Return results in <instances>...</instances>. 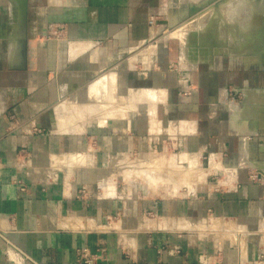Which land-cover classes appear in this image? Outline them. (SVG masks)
<instances>
[{"label": "crops", "instance_id": "crops-1", "mask_svg": "<svg viewBox=\"0 0 264 264\" xmlns=\"http://www.w3.org/2000/svg\"><path fill=\"white\" fill-rule=\"evenodd\" d=\"M174 4L0 0V264H264V71L158 49Z\"/></svg>", "mask_w": 264, "mask_h": 264}, {"label": "rangeland", "instance_id": "rangeland-1", "mask_svg": "<svg viewBox=\"0 0 264 264\" xmlns=\"http://www.w3.org/2000/svg\"><path fill=\"white\" fill-rule=\"evenodd\" d=\"M232 1L233 0H175V4H174L175 9L174 10H176L175 15L177 18H175V19H163V20H161V22L153 24L152 29L154 32L156 31V33H157L156 35L159 36L157 38L155 37L156 38L155 42H157L158 49H160V47H162V45H163L162 42H166L168 39H171V41L169 42L170 44L175 43L177 46H179V48L180 47L182 48V60H183V62L185 61V59L190 60L191 58L195 62H197L199 59L203 60V59L208 58V56L212 55L213 53L219 54L220 56L221 55L224 56L227 54L230 56H240L245 63H256L253 65V67H255L256 69H261L264 71V33L261 35V37L249 36L248 38L245 37V39H247V40L250 39L249 41H247L245 39H243L244 42L242 41V38H244V35L242 34V32L244 30H246L244 28V26H246L245 22L247 21V18H249L251 16L252 17L253 16H259V17L264 18V0H248V2H247V0L246 1L241 0L245 4L242 7V10H243L242 14H244V16L247 17V18L241 17L242 20L239 17V14H240L239 12H236V11L233 12L231 10V8L233 9L234 6L237 5V2L235 3L233 1L234 2L233 3ZM227 3H229V4H227ZM230 3L232 4V6ZM221 4H223V5L226 4V7H228V8L225 7V9H227V11L222 10L223 5H221ZM229 5H230V7H229ZM191 8L195 9V12H192ZM250 9H251V11H249ZM221 11L224 12V14ZM229 12H230V14H229ZM252 12L254 13V15L252 14ZM187 14H188V16L189 15L190 16L185 17ZM226 14H227V16H226ZM188 25H189V27H188ZM194 27H195L196 31L194 29H192ZM202 27H204V29H201ZM185 28H187V29H185ZM226 28H227V30H226ZM239 28H241L242 30ZM243 28H244V30H243ZM185 30H186V32L189 33L190 36L189 35L187 36L186 32H185L186 34L184 33ZM190 30L191 31L193 30L192 31L193 33ZM176 33H178L177 35H179V36H176L175 35ZM184 34L187 37L184 36ZM203 34H205V35H203ZM229 34H231V35L229 36ZM163 35H165V36L163 37ZM241 36H242V38H241ZM183 37H184V39H183ZM229 37H231V39ZM180 38L184 42H182V40ZM239 38H241V39H239ZM185 39H186V41H185ZM200 39L202 40V42ZM257 39H259V40H257ZM259 41L261 44L258 43ZM155 42H153L151 44V46H149L150 48L147 49L146 52L148 55H152L155 53V51H156V45H155L156 43ZM222 42H223V44H222ZM241 42H242V44H241ZM180 44H181V46H180ZM253 44H257V45L253 46ZM235 47H239V49H241V50L236 51V49H234ZM246 48H248V49L246 50ZM217 49H219L218 50L219 53L215 52V51H217ZM153 50H154V52H153ZM179 53H180V51H179ZM174 56H175V60L179 59L178 58V52ZM258 64L262 68L259 67ZM240 95H241V100L238 101L239 102L238 104L240 106H242L241 104H242V98H243L244 94H240ZM251 98L253 100L250 102L251 104L248 105V110L247 111L245 110L243 112H239V114H241L242 116L243 115L247 116L248 113H250L251 107H257L258 106L257 102H259V104H261L257 108L264 109V98H261V97L258 98L257 96H255V97L251 96L248 100H250ZM164 156H166V154L149 152L143 158L130 156V155H128V158L134 159V160H140L141 159V160H144V162L149 163V164H150L151 160L154 158L155 159H157V158L163 159V160H166L169 162L174 161L173 158L170 159L171 155H169V158L167 156H166L167 158H165ZM174 163L176 164L177 168H179V169H188L189 168V167H187L186 164H177L175 161H174ZM134 165L135 164H133V166ZM150 165L152 168L153 165L152 164H150ZM133 168H135V166ZM153 168L155 169L154 170L155 174L151 173L152 171L149 167V173H147V175H148L147 179L149 182H147V183L148 184H154L156 181V183H158V185L160 184L157 190L159 191V193L161 195V196H152L153 198H155V199L159 198V197L164 198L165 196H169L171 198L172 197L183 198L189 194L190 190L187 187V185H177L175 183H171L172 181H170L169 174H168L169 168L166 167L164 164L163 165H160V164L154 165ZM191 168H193V167H191ZM112 173L114 175L113 178H115V183H117L116 184L117 187L119 186L121 188L124 185V187L127 186L129 188L131 186H135L137 183V181H135V182H132L130 186H128L125 184L123 176H122L123 174L121 172L116 173L114 171ZM217 179H219V177L214 176L208 180V183L214 184ZM142 188L145 192V195L146 196L148 195V197H151V196H149V192H148L149 190H148L147 186L143 185ZM183 189H185V192L183 191ZM175 191H180V194H182V196L176 195L174 193Z\"/></svg>", "mask_w": 264, "mask_h": 264}, {"label": "bare ground", "instance_id": "bare-ground-1", "mask_svg": "<svg viewBox=\"0 0 264 264\" xmlns=\"http://www.w3.org/2000/svg\"><path fill=\"white\" fill-rule=\"evenodd\" d=\"M235 3L237 2V5L236 6H234V8L232 9L231 8V10L233 11V12H239L240 14H239V17L241 18V17H245L244 16V14H242L243 13V10H242V7H243V5H245L244 3H243V1H241V0H233ZM232 1V2H233ZM246 1V0H245ZM231 2V3H232ZM233 2V3H234ZM247 2H248V0H247ZM230 3V4H231ZM227 4H229V3H227ZM221 5H223V4H221ZM235 5V4H234ZM228 6V5H227ZM231 6H232V4H231ZM225 7H226V4L225 5H223V7H222V10H225V11H227V9H225ZM229 7H230V5H229ZM237 7V8H236ZM226 8H228V7H226ZM238 10V11H237ZM249 11H251V9L249 10ZM222 12V11H221ZM247 12V11H246ZM223 14H224V12H222ZM221 13V14H222ZM228 13V12H227ZM229 14H230V12H229ZM252 14L254 15V13L252 12ZM226 16H227V14H226ZM223 17V16H222ZM210 18V17H209ZM221 18V17H220ZM226 18V17H225ZM237 18V17H236ZM239 18V19H240ZM245 18H247V17H245ZM251 18V19H250ZM202 19V18H201ZM211 20V19H210ZM241 20H242V18H241ZM246 21V20H245ZM241 22V21H240ZM202 23V22H201ZM211 23V22H210ZM192 24V23H191ZM209 24V23H208ZM187 25V24H186ZM200 25V24H199ZM245 25L246 26H244V28L246 29V30H244V28H243V32H242V34L244 35V38H242V36H241V38H242V41H243V39H245V37H249V36H259V37H261V35L264 33V18L263 17H259V16H251V17H249V18H247V21L245 22ZM194 26V25H193ZM188 27H189V25H188ZM192 27V26H191ZM205 27V26H204ZM204 27H202L201 29H204ZM185 29H187V28H185ZM192 29H194L195 30V27L194 28H192ZM223 29V28H222ZM221 29V30H222ZM234 29V28H233ZM239 29H241V28H239ZM226 30H227V28H226ZM242 30V29H241ZM191 31V30H190ZM193 31V30H192ZM191 31V32H192ZM196 31V30H195ZM186 32V30L184 31V33ZM227 32V31H226ZM225 32V33H226ZM234 32V31H233ZM236 32V31H235ZM187 33V36L189 35V33L188 32H186ZM185 33V34H186ZM193 33V32H192ZM191 33V34H192ZM237 33V32H236ZM166 34V33H165ZM170 34V33H169ZM178 33H176L175 35L176 36H179V35H177ZM184 34V36H186ZM228 34V33H227ZM226 34V35H227ZM234 34V33H233ZM172 35V34H171ZM203 35H205V34H203ZM215 35V34H214ZM231 34H229V36H230ZM165 35H163V37H164ZM186 36V37H187ZM190 36V35H189ZM233 36V35H232ZM231 36V37H232ZM205 37V36H204ZM231 37H229L230 39H231ZM166 38V37H165ZM200 38V37H199ZM241 38H239V39H241ZM251 38V37H250ZM164 39V38H163ZM181 39V38H180ZM183 39H184V37H183ZM262 39V38H261ZM182 40V39H181ZM201 40V39H200ZM199 40V41H200ZM206 40V39H205ZM208 40V39H207ZM224 40V39H223ZM245 40H247V39H245ZM250 39H248L247 41H249ZM257 40H259V39H257ZM185 41H186V39H185ZM182 42H184L183 40H182ZM188 42V41H187ZM201 42H202V40H201ZM209 42V41H208ZM228 42V41H227ZM244 42V41H243ZM263 42V41H262ZM186 43V42H185ZM200 43V42H199ZM246 43V42H245ZM250 43V42H249ZM255 43V42H254ZM259 44H261L260 43V41L258 42ZM257 43V44H258ZM222 44H223V42H222ZM241 44H242V42H241ZM257 44H253V46H256ZM258 44V45H259ZM240 46V45H239ZM251 47V46H250ZM150 48V47H149ZM252 48V47H251ZM234 49H236V51H238V50H241V49H239V47H235ZM248 48H246V50H247ZM227 50V49H226ZM235 51V52H236ZM245 51V50H244ZM153 52H154V50H153ZM237 54V53H236ZM244 54V53H243ZM242 54V55H243ZM233 55V54H232ZM238 55V54H237ZM253 99L251 98L250 100H248L247 102H246V104H245V110L247 111L248 110V105H250L251 103V101H252ZM247 105V106H246ZM244 109V108H243ZM244 110V111H245ZM238 114V113H237ZM235 115H236V113H235ZM241 115V114H240ZM157 162V161H156ZM127 164V163H126ZM140 164V163H139ZM153 164H155V163H153ZM155 165H157V164H155ZM113 167H115V166H113ZM180 173V172H179ZM196 173H198V172H196ZM204 174V173H203ZM189 172L188 171H183L181 174H180V178L181 179H188L189 178ZM199 175V174H198ZM191 176V175H190ZM200 176V175H199ZM206 176V175H205ZM262 176H264V175H262ZM202 178H204V176L202 177ZM175 181V180H174ZM195 184V183H194Z\"/></svg>", "mask_w": 264, "mask_h": 264}, {"label": "built area", "instance_id": "built-area-1", "mask_svg": "<svg viewBox=\"0 0 264 264\" xmlns=\"http://www.w3.org/2000/svg\"><path fill=\"white\" fill-rule=\"evenodd\" d=\"M34 131H36V130L34 129ZM250 179L252 181H255V180H258V177H256L255 175H251ZM79 259L84 264H92L93 263V257L90 256L88 253H86V251L81 252V254L79 255Z\"/></svg>", "mask_w": 264, "mask_h": 264}, {"label": "water", "instance_id": "water-1", "mask_svg": "<svg viewBox=\"0 0 264 264\" xmlns=\"http://www.w3.org/2000/svg\"><path fill=\"white\" fill-rule=\"evenodd\" d=\"M192 12H195V9L191 8ZM190 16V15H189ZM188 14L185 17H189Z\"/></svg>", "mask_w": 264, "mask_h": 264}]
</instances>
